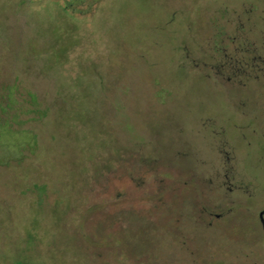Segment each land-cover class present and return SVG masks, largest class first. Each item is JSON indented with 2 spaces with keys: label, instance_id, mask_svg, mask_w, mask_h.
Segmentation results:
<instances>
[{
  "label": "rangeland",
  "instance_id": "374dc122",
  "mask_svg": "<svg viewBox=\"0 0 264 264\" xmlns=\"http://www.w3.org/2000/svg\"><path fill=\"white\" fill-rule=\"evenodd\" d=\"M0 264H264V0H0Z\"/></svg>",
  "mask_w": 264,
  "mask_h": 264
},
{
  "label": "trees",
  "instance_id": "16d2710c",
  "mask_svg": "<svg viewBox=\"0 0 264 264\" xmlns=\"http://www.w3.org/2000/svg\"><path fill=\"white\" fill-rule=\"evenodd\" d=\"M31 98H32V100H33V102H34L35 104L38 103V102H37V97H36V95H35L34 93L31 94ZM34 141H35V138L32 137V142H34ZM35 142H36V141H35Z\"/></svg>",
  "mask_w": 264,
  "mask_h": 264
}]
</instances>
